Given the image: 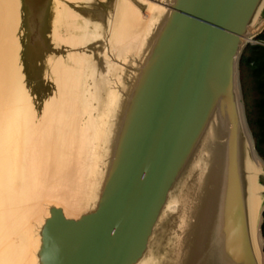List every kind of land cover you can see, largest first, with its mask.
Listing matches in <instances>:
<instances>
[{
    "label": "water",
    "instance_id": "obj_1",
    "mask_svg": "<svg viewBox=\"0 0 264 264\" xmlns=\"http://www.w3.org/2000/svg\"><path fill=\"white\" fill-rule=\"evenodd\" d=\"M55 1L15 0L20 21L14 35L18 49L13 61L15 58L20 64L23 86L36 101L54 91V85L44 78L49 72L47 57L66 59L75 51L86 53L95 58L101 72L107 70L104 54H110L106 39L116 0H94L92 5L63 2L89 17L101 31L102 38L84 51L56 49L50 44L46 22ZM144 1L171 12L129 95L98 205L77 218L67 217L56 203L48 205V215L39 228V263L139 264L181 173L211 117L218 114L227 134L221 188L187 264H264V159L253 134V145L246 135L242 137L237 103L242 104L247 121L239 64L251 39L257 37L252 30L264 18V0H175L172 5ZM113 59L109 60L120 63ZM92 71L97 77L98 72ZM105 79L111 82L104 84L116 87L111 74ZM85 114L88 123L91 115ZM81 116L80 121L85 118ZM245 138L246 151L242 146ZM243 159L250 165V188L259 199L255 229L260 259L250 234L245 188L248 173Z\"/></svg>",
    "mask_w": 264,
    "mask_h": 264
},
{
    "label": "bare ground",
    "instance_id": "obj_2",
    "mask_svg": "<svg viewBox=\"0 0 264 264\" xmlns=\"http://www.w3.org/2000/svg\"><path fill=\"white\" fill-rule=\"evenodd\" d=\"M65 1L94 4V0H56L47 17L48 39L56 49L84 51L102 38L101 31L89 17L65 6ZM160 1L167 5L175 2ZM18 8L15 0H0V264H40L39 228L48 215V205L63 207L69 218L96 209L129 95L171 11L144 0H116L106 39L110 53L104 54L106 73L86 53L75 51L66 59L47 57L49 72L44 78L54 85V91L36 101L23 86L20 64L15 58L13 61L18 49L14 38L20 21ZM113 58L122 64L109 60ZM91 70L98 72L97 77ZM110 74L117 80L116 87L104 84L111 82L104 80ZM237 103L242 137L246 135L253 145L242 104ZM80 113L85 117L81 121ZM85 113L91 115L88 123ZM247 138L242 141L244 151ZM226 139L223 120L215 114L171 192L139 264L190 261L189 253L194 252L203 221L220 192ZM243 169L248 173L245 188L250 234L260 259L255 229L259 199L250 188L251 168L246 159Z\"/></svg>",
    "mask_w": 264,
    "mask_h": 264
},
{
    "label": "trees",
    "instance_id": "obj_3",
    "mask_svg": "<svg viewBox=\"0 0 264 264\" xmlns=\"http://www.w3.org/2000/svg\"><path fill=\"white\" fill-rule=\"evenodd\" d=\"M257 39L264 41V31L257 36ZM242 63L248 66L255 83L254 91L257 99L255 102L256 119L253 123L254 137L257 150L264 159V46L249 45L242 56ZM262 232L264 237V224Z\"/></svg>",
    "mask_w": 264,
    "mask_h": 264
},
{
    "label": "rangeland",
    "instance_id": "obj_4",
    "mask_svg": "<svg viewBox=\"0 0 264 264\" xmlns=\"http://www.w3.org/2000/svg\"><path fill=\"white\" fill-rule=\"evenodd\" d=\"M263 31H264V18L260 22V24L257 25L256 28L252 30V33L254 36H258ZM239 82H240V90H241V94H242V99H243V104H244L247 122L249 124V127H250L251 132H252L253 137H254V125H253V123L256 119L255 102L257 99V95L254 91V87H255L254 79L251 76V73H250L248 66L243 64L242 60L240 61V64H239ZM254 140H255V144H256L255 137H254ZM256 148H257V144H256ZM258 153H259V151H258ZM260 157H261V155H260Z\"/></svg>",
    "mask_w": 264,
    "mask_h": 264
},
{
    "label": "built area",
    "instance_id": "obj_5",
    "mask_svg": "<svg viewBox=\"0 0 264 264\" xmlns=\"http://www.w3.org/2000/svg\"><path fill=\"white\" fill-rule=\"evenodd\" d=\"M249 45H252V46L262 45V46H264V41L258 40L257 37H254L251 39V42Z\"/></svg>",
    "mask_w": 264,
    "mask_h": 264
}]
</instances>
